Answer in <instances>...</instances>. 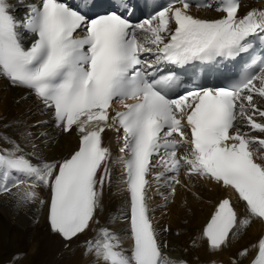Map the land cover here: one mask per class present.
<instances>
[{"label":"snow or ice","instance_id":"obj_1","mask_svg":"<svg viewBox=\"0 0 264 264\" xmlns=\"http://www.w3.org/2000/svg\"><path fill=\"white\" fill-rule=\"evenodd\" d=\"M194 6L217 16L193 14V0L154 3L136 20L129 0H0V79L48 117L0 123V200L34 223L42 216L61 254L78 249L87 264H217L258 224L229 264H264V4ZM237 62L214 74L223 84L178 74ZM48 125L75 140L64 155H51L54 137L34 131ZM106 132L116 135L115 158ZM113 164L123 168L119 233L99 219ZM177 187L196 201L201 187L221 193L180 255L151 204L159 196L166 209ZM200 249L207 261L186 258Z\"/></svg>","mask_w":264,"mask_h":264},{"label":"bare ground","instance_id":"obj_2","mask_svg":"<svg viewBox=\"0 0 264 264\" xmlns=\"http://www.w3.org/2000/svg\"><path fill=\"white\" fill-rule=\"evenodd\" d=\"M256 2V6L262 5L264 0H253ZM254 6V5H251ZM213 10L205 9L198 10L197 13L207 14ZM217 16V13L215 14ZM25 91L11 87L6 81L0 80V123L4 120H23L29 124H34L42 117L36 116L35 103L32 98L23 99ZM42 127L34 129L36 132H40ZM75 140L70 136H59L56 139L53 148L50 150L51 155L61 156L64 155L72 146H74ZM120 155V153H119ZM115 156V155H114ZM197 190L202 199L196 201L193 197L188 200L193 212L191 215L185 216L188 219L186 223L181 224L179 218L182 214L188 211L186 206H176L175 204L170 206L168 223L171 229L169 237H173L172 240L177 246V250L180 255L183 253L185 245L184 240L187 235L195 232L196 227L200 224L204 217L205 212H208L211 203L210 200H216L214 195H210L211 191L208 187H202ZM215 192V191H214ZM184 192L180 190L176 195H183ZM113 194H109L108 206H113L114 200H118L112 197ZM221 195V193L219 194ZM12 211L7 205H0V259L6 257V260L18 252L23 251L26 254L20 261V264H84L86 259L76 255L72 258L55 259V254L60 251L61 244L55 237H50L46 230L41 225H37V229L29 231L25 229V224L19 220H13ZM181 225V226H180ZM183 228L184 232L179 237L175 236V229ZM259 228L258 224H253L248 230L247 236L252 237L253 234ZM237 243V242H236ZM234 243L230 248L226 249L223 253L216 257L218 264H229V258H232L233 254L238 250L239 243ZM236 244V245H235ZM199 256L201 261H207L208 255L203 249L198 252L188 255L186 258L189 261H193L195 256Z\"/></svg>","mask_w":264,"mask_h":264}]
</instances>
